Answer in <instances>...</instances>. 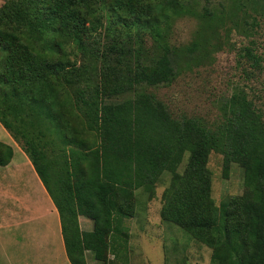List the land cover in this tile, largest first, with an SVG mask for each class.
<instances>
[{"label": "trees", "instance_id": "obj_1", "mask_svg": "<svg viewBox=\"0 0 264 264\" xmlns=\"http://www.w3.org/2000/svg\"><path fill=\"white\" fill-rule=\"evenodd\" d=\"M231 2L234 15L248 6L264 18V0ZM224 12H199L191 0H5L0 7V123L59 212L70 264H88L86 252L101 264L109 255L125 260L136 192L153 198L164 173L172 178L163 221L210 248L212 264H264L261 110L237 90L224 120L210 127L174 118L147 91L172 84L217 49ZM187 16L201 21L196 39L173 47L172 27ZM74 51L84 58L80 66ZM246 56L260 59L251 48ZM213 152L223 156L225 178L233 164L244 171L243 195L219 206L208 168ZM13 157L0 142V167ZM80 216L94 231H82Z\"/></svg>", "mask_w": 264, "mask_h": 264}, {"label": "rangeland", "instance_id": "obj_2", "mask_svg": "<svg viewBox=\"0 0 264 264\" xmlns=\"http://www.w3.org/2000/svg\"><path fill=\"white\" fill-rule=\"evenodd\" d=\"M4 1L0 0V7ZM191 1L199 12L226 10L225 24L214 41L219 45L203 62L191 69L183 68L172 84L149 87L148 93L164 102L174 118H200L210 127L224 120L226 102L237 90L247 92L264 115V18L248 6L234 15L231 0ZM200 23L191 16L176 20L170 45L179 48L191 44ZM102 40L105 41L104 33ZM144 41L147 50H152V39L145 37ZM247 48L260 57L257 64L246 56ZM74 61L80 66L84 58L74 51ZM2 128L0 123V141L11 144V136ZM19 154L17 151L14 158V165L19 167L0 168V264H70L62 230L53 227L52 215L48 217L49 197L44 196L35 172L32 170V174V168L22 163ZM188 157L179 173L184 172ZM208 168L217 206L227 197L243 195L244 171L240 165L233 164L225 178L223 156L213 152ZM171 178V174L164 173L153 198L143 190L136 192L135 216L126 220L130 239L125 260L116 261L109 255L107 264H212L210 248L162 220L163 194ZM81 220L82 231H94L92 220ZM86 259L88 264H101L91 252H86Z\"/></svg>", "mask_w": 264, "mask_h": 264}, {"label": "crops", "instance_id": "obj_3", "mask_svg": "<svg viewBox=\"0 0 264 264\" xmlns=\"http://www.w3.org/2000/svg\"><path fill=\"white\" fill-rule=\"evenodd\" d=\"M4 128V127H3ZM2 128V130H6L5 128L3 129ZM7 131V130H6ZM8 132V131H7ZM9 134V133H8ZM10 135V134H9ZM11 136V135H10ZM10 138V137H9ZM0 142H3V141H0ZM3 143H5V142H3ZM5 144H7V143H5ZM7 145H9V146H11L12 148H13V150H14V157H13V159H12V161H11V163L8 165V166H5V167H0V168H5V169H7V168H10V167H12V168H16V167H19V165H14V163L16 162L15 160H14V158H15V156H16V153H17V151H19L20 152V154H19V157L21 158V161H22V163H26V164H28V166L30 167V169H31V172H32V174H33V171L35 172V174H36V176H37V178H38V180H39V184H40V186H41V188H42V190H43V192H44V196H48L49 197V204H50V207L48 208V217H49V215H52V219H53V227L55 228V227H57L58 226V229H60V230H62V228H61V221H60V215H59V212H58V210H57V208H56V206H55V204H54V202L52 201V199H51V197H50V195L48 194V192H47V190H46V188L44 187V185H43V183H42V181L40 180V178L38 177V175H37V173H36V171H35V169H34V167H33V165H32V163H31V161L29 160V158H28V156L24 153V151L22 150V148L20 147V145L13 139V137L11 136V144H7ZM20 161V162H21ZM17 163H19V162H17ZM33 170V171H32ZM2 173V171L0 170V174ZM46 194V195H45ZM81 218H84L83 216H80V218H79V221H80V223L82 222V220H81ZM89 221V220H88ZM88 225H89V223H88Z\"/></svg>", "mask_w": 264, "mask_h": 264}]
</instances>
